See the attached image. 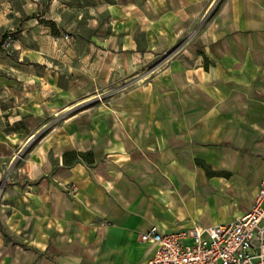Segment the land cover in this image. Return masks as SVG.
<instances>
[{
  "label": "crops",
  "instance_id": "crops-1",
  "mask_svg": "<svg viewBox=\"0 0 264 264\" xmlns=\"http://www.w3.org/2000/svg\"><path fill=\"white\" fill-rule=\"evenodd\" d=\"M28 1L34 11L37 1ZM39 6L45 22L29 19L26 38L33 43L21 50L25 57L60 58L55 44L65 40L47 21L60 28L67 10L76 20L86 11L94 48L80 58L102 65V73L137 75L132 92L90 116L99 124L89 127L87 145L57 155L52 178L77 187L71 208L81 224L54 230L48 255L15 250L17 264H145L155 249L140 240L149 227H210L249 209L264 172V0H40ZM133 25L149 48L131 49L138 46ZM165 50V63L156 64ZM69 151L89 152L92 162L88 155L65 165Z\"/></svg>",
  "mask_w": 264,
  "mask_h": 264
},
{
  "label": "rangeland",
  "instance_id": "rangeland-1",
  "mask_svg": "<svg viewBox=\"0 0 264 264\" xmlns=\"http://www.w3.org/2000/svg\"><path fill=\"white\" fill-rule=\"evenodd\" d=\"M36 1L31 11L28 0H0V264H17L15 250L48 255L55 231L81 224L71 208L79 201L77 187L52 178L57 155L62 149L86 146L89 127L99 124L90 116L109 110L136 86L137 74L116 68L102 73V65H89L88 57L80 58L94 48L86 11L76 20L67 10L60 28L47 21L52 34L69 37L55 44L62 50L60 58L33 62L25 57L21 50L33 43L26 38L29 19L45 22L40 18L45 11ZM130 16H136L135 11ZM104 18L101 14V21ZM137 32L133 25L130 33L137 34L133 37L138 46L131 49L149 48ZM4 39L10 40L9 46L2 45ZM96 43L103 48L98 37ZM167 57L165 50L155 63L162 65ZM151 67L149 61L143 70ZM43 159L52 164L51 169H43Z\"/></svg>",
  "mask_w": 264,
  "mask_h": 264
},
{
  "label": "built area",
  "instance_id": "built-area-1",
  "mask_svg": "<svg viewBox=\"0 0 264 264\" xmlns=\"http://www.w3.org/2000/svg\"><path fill=\"white\" fill-rule=\"evenodd\" d=\"M9 44L4 39L2 45ZM140 240L155 245L145 264H264V172L251 206L233 221L210 227L194 223L173 231L153 225Z\"/></svg>",
  "mask_w": 264,
  "mask_h": 264
},
{
  "label": "trees",
  "instance_id": "trees-1",
  "mask_svg": "<svg viewBox=\"0 0 264 264\" xmlns=\"http://www.w3.org/2000/svg\"><path fill=\"white\" fill-rule=\"evenodd\" d=\"M90 156V159L88 160V159H85L86 158V156ZM69 156H73L72 158H69ZM62 158H63V163L65 164V165H68V164H70L71 162H75V161H77V160H79V159H81V160H88V161H90V162H92V157H91V154L88 152V153H82V152H75V151H69V152H64L63 154H62Z\"/></svg>",
  "mask_w": 264,
  "mask_h": 264
}]
</instances>
